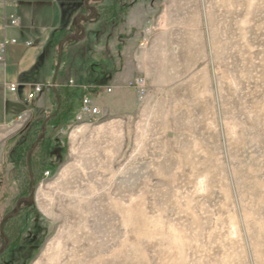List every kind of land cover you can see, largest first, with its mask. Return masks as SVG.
Returning <instances> with one entry per match:
<instances>
[{"label":"rangeland","instance_id":"obj_1","mask_svg":"<svg viewBox=\"0 0 264 264\" xmlns=\"http://www.w3.org/2000/svg\"><path fill=\"white\" fill-rule=\"evenodd\" d=\"M135 2L87 68L98 116L49 129V173L13 164L15 122L0 142V252L20 237L0 264H264V0Z\"/></svg>","mask_w":264,"mask_h":264},{"label":"crops","instance_id":"obj_2","mask_svg":"<svg viewBox=\"0 0 264 264\" xmlns=\"http://www.w3.org/2000/svg\"><path fill=\"white\" fill-rule=\"evenodd\" d=\"M135 1L0 0V22L10 14L19 19L17 26L0 30V41L4 37L16 39L7 46L4 59L0 60V142L6 138L7 130L14 122L20 132L26 133L33 123L47 119L52 111L60 109L58 92L63 98L67 88L75 91L74 99L77 98L80 89L70 86L68 80L72 79L76 85L86 82L87 68L102 61L103 48L108 46L111 49L116 43L111 36L127 33V27L135 26V19L131 16L140 11L136 8L139 3ZM120 9L124 12L118 15L119 22L116 20V26L109 28L107 23L114 24V21H104V11L113 15ZM123 19L128 23L123 25ZM60 29H65L67 34L54 41V35ZM69 34L75 37L68 38ZM4 83H17L18 86L15 91H9ZM35 83H52V86L27 100L26 92L30 84ZM77 106L74 104L72 115ZM21 113H25L27 119L16 122ZM68 117L54 125L44 121L39 137L43 134L49 137V129L60 127Z\"/></svg>","mask_w":264,"mask_h":264},{"label":"trees","instance_id":"obj_3","mask_svg":"<svg viewBox=\"0 0 264 264\" xmlns=\"http://www.w3.org/2000/svg\"><path fill=\"white\" fill-rule=\"evenodd\" d=\"M66 30L60 29L54 35V41L62 39L66 36ZM75 91H70L67 88L64 89V97H61V94L58 92L56 95L58 96V105L60 109L52 111V115L47 119H40L37 122L33 123L32 127L28 129L24 135V139L22 142L15 146V152L13 157V164L16 168L20 169L23 165L27 173L32 176V173L40 172L41 174L44 173L43 166L48 163V157L50 153V138L47 137L45 134L39 137V134L42 131L43 122L45 124H59L60 120L68 116L73 108V101H68L75 96ZM31 185V183H30ZM31 191V190H30ZM30 191L27 189L26 192L21 191L20 196L23 198H27L30 195ZM20 213L17 212L13 214L12 217H19ZM14 223H10L6 227L7 236H6V246L0 252V258L3 257L7 251H11L15 249L20 244V237L16 236L12 238V234L15 233ZM14 228V229H13ZM18 232L20 233V227L17 228Z\"/></svg>","mask_w":264,"mask_h":264},{"label":"built area","instance_id":"obj_4","mask_svg":"<svg viewBox=\"0 0 264 264\" xmlns=\"http://www.w3.org/2000/svg\"><path fill=\"white\" fill-rule=\"evenodd\" d=\"M19 23V19L14 14L8 15L5 21L0 22V30H5L8 27H14L17 26ZM69 37H75L73 34H69L67 36ZM16 42L15 38H7L4 37L0 41V60L4 59V55L6 52V48L9 44H13ZM68 84L73 87H78L80 89V98L77 108L75 109L73 113L74 121L80 122L84 120L91 121L95 117L98 116L100 113L99 106L94 102L92 93L95 90L96 87L88 84V83H81L79 85H76L72 79L68 80ZM4 86L9 91H15L18 84L17 83H4ZM52 86V83H35L30 84L25 98L27 100L32 99L37 93L41 92L45 87ZM126 86L128 88H131L135 91L137 97H143L146 93V81L145 78L141 75H137L135 77H132L126 81ZM107 91H111V88H107ZM27 119V115L25 113H21L17 116L16 122H23ZM49 172L46 170L44 171V174L47 175Z\"/></svg>","mask_w":264,"mask_h":264}]
</instances>
